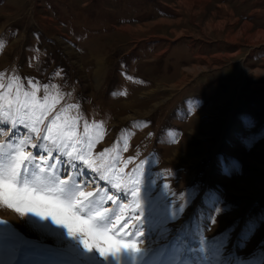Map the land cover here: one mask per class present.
I'll use <instances>...</instances> for the list:
<instances>
[{
  "label": "rangeland",
  "instance_id": "obj_1",
  "mask_svg": "<svg viewBox=\"0 0 264 264\" xmlns=\"http://www.w3.org/2000/svg\"><path fill=\"white\" fill-rule=\"evenodd\" d=\"M0 144V169L33 153L22 181L92 192L78 213L140 248L84 253L0 202L25 238L0 264H65L69 244L68 264H264V0H0Z\"/></svg>",
  "mask_w": 264,
  "mask_h": 264
},
{
  "label": "snow or ice",
  "instance_id": "obj_2",
  "mask_svg": "<svg viewBox=\"0 0 264 264\" xmlns=\"http://www.w3.org/2000/svg\"><path fill=\"white\" fill-rule=\"evenodd\" d=\"M11 88V85H9ZM35 94L33 93V96ZM9 106L11 102L9 101ZM6 120L11 119L10 129L14 133L17 124L23 125V119H13L10 112L3 113ZM39 119V118H37ZM55 124V120L52 122ZM33 132L39 131L35 126L32 127ZM48 132L51 134L52 127H48ZM5 135H10L5 133ZM44 140H54L52 135L44 136ZM0 147H3L0 144ZM38 145H33V148ZM33 153L25 152L22 149L13 154V162L7 169H0V202L5 204L8 209H14L21 217H26L25 221L28 227L37 233L47 234L50 237H54L56 240H62L63 236L58 229H66L67 236L82 245L84 253H87L95 249L101 256L108 257L109 255L118 256L122 251H129L132 253H138L140 248L137 246L135 240H118L115 237L108 235L107 231H100L99 225L94 223L92 219H84L78 214V206H86L85 201L89 197L93 196L92 192H79V198L73 203H65L58 196L49 194V192L42 191L36 187H29L26 181L21 180L22 172L28 162L32 161ZM69 157H73L72 152H68ZM51 157L49 153L47 156L41 157L42 160ZM76 160L81 161L88 169L93 168V164L90 160H85L83 156L73 157ZM51 167L55 168L56 165L52 164ZM107 179V177H105ZM89 181H85L87 184ZM139 194V188L132 192V196L136 197ZM109 199H113L109 197ZM139 206V205H138ZM183 206H181V211ZM220 208L216 209V214H219ZM120 220L118 216L116 218ZM139 219V217L137 218ZM104 213L97 211L95 213V221H103ZM50 221L51 224L46 223ZM6 223L0 221V224ZM210 225L216 223L215 215L210 219ZM52 225L56 227L53 228ZM115 227V225L113 226ZM127 228V225H124ZM5 238H12L15 240L24 241L25 238L20 233L14 230L0 229V241ZM28 243H36L35 241H29ZM67 256H65L64 262L68 264L70 261L78 259L82 253L75 245L69 244L65 249Z\"/></svg>",
  "mask_w": 264,
  "mask_h": 264
},
{
  "label": "bare ground",
  "instance_id": "obj_3",
  "mask_svg": "<svg viewBox=\"0 0 264 264\" xmlns=\"http://www.w3.org/2000/svg\"><path fill=\"white\" fill-rule=\"evenodd\" d=\"M99 65V64H98ZM99 67V66H98ZM102 70V69H101ZM97 72V71H96ZM40 188V187H39Z\"/></svg>",
  "mask_w": 264,
  "mask_h": 264
}]
</instances>
